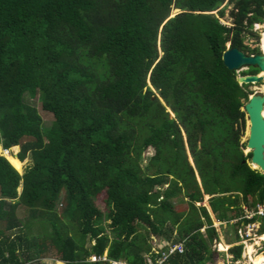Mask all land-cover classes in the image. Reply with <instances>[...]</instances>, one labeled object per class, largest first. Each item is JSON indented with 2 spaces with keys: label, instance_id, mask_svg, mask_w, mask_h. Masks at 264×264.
<instances>
[{
  "label": "trees",
  "instance_id": "trees-1",
  "mask_svg": "<svg viewBox=\"0 0 264 264\" xmlns=\"http://www.w3.org/2000/svg\"><path fill=\"white\" fill-rule=\"evenodd\" d=\"M227 5L230 26L220 21ZM256 23L264 0H0V264H53L42 261L49 241L64 264H147L151 236L183 242L171 264H205L218 239L207 207L196 205L205 195L238 240L242 205L264 202V174L239 141L248 84L221 56L227 42L260 53L244 42ZM78 49L100 54L107 76ZM25 95L50 114L48 127ZM110 104L138 128H123ZM86 188L105 193L107 233ZM177 197L186 211L174 209ZM159 210L174 224L157 220ZM36 224L41 233L30 234ZM228 250L235 261L242 246Z\"/></svg>",
  "mask_w": 264,
  "mask_h": 264
},
{
  "label": "rangeland",
  "instance_id": "rangeland-1",
  "mask_svg": "<svg viewBox=\"0 0 264 264\" xmlns=\"http://www.w3.org/2000/svg\"><path fill=\"white\" fill-rule=\"evenodd\" d=\"M225 4H226V1L222 4V6ZM231 6L232 5H227L224 16L220 17V21L222 23H224L225 25H228V26H230L231 22H232V19L229 15V10H230ZM177 12H178V9L173 8L171 11V16H173ZM214 13H216V11H214ZM252 31L254 32V35L249 34V33L245 35V40H244L245 44H247L250 48L257 47L260 51H262L264 53V23L254 24ZM229 45H230V43L227 42L226 47H228ZM84 54H85V58L86 57L91 58V61H88V64L94 72H96L98 74L101 73L100 75H103V76H100L101 78H104L105 76H107V74L102 72L101 69L96 68V64L98 63L97 59L101 58L100 54L96 53L92 49H78L76 57L81 59L80 57L83 56ZM247 70H248V68H242L237 72V78H239V82H238L239 84H241V81L244 78V75H241V73L245 72ZM100 82H102V81H99L98 83H100ZM247 84L248 85L245 86V89H246V91L248 90V92H250V95H252L254 93L264 94V80H262L259 83L252 82V83H247ZM99 86H96V88L92 87L89 89L91 96L95 101L97 100V95L99 92ZM25 100L27 102L32 103L37 108L39 114L41 115V117L43 119V127H48L49 124L51 123L50 114L40 110L39 102L36 98H31V97H28L27 95H25ZM110 106H111V109L115 112V115L117 116V118L120 121V124L123 128H128V129H132V130H135L138 128V120L136 118L129 117L123 109H119L118 107H115L114 105H111V104H110ZM170 116L173 117V114L170 113ZM247 124L249 125V123L246 122V115H245L244 125H243L242 131L240 133V138H239L240 144H242V146H243L242 149H243L244 156H246L250 152V150H248L245 146V140H246L245 137H246V133H247L246 130L248 128ZM16 146H17L16 152L18 154V152L20 150V146L19 145H16ZM8 151L11 154V157L16 155V154L12 153L10 148L8 149ZM0 153L2 155H4V152L1 148V146H0ZM152 153H153L152 148H149L144 152L143 160L141 161L142 166H144L146 164L148 158L150 157V155ZM248 160H249V158L247 157L246 161H248ZM188 161L190 162L191 165H193L192 158L190 156H188ZM22 162H23V165L21 167V171L19 172L20 174H22L24 169L29 164H31V160H30L29 156H27L24 160H22ZM250 167H251V165H250ZM195 175H196L197 181L200 182L198 174H195ZM86 190H87V194L89 196L91 203L95 207H97V209L101 213L98 225L104 230L105 233H107V231H108L107 230V223H108L107 214H108V210H109L108 207L109 206H108V202L106 201L105 193L101 190H91L89 188H86ZM20 191H21V186L18 187V193H20ZM61 197L62 198L64 197L63 193L61 194ZM207 198H208V196L205 195L202 203L197 202L196 205H200V204L207 205ZM172 202L174 204V209L176 211H186L187 210L188 205L182 199V197H177V198L173 199ZM61 209H62V205L58 203L56 205V211L58 212V215H60V218H62ZM16 215L18 217H20L21 219L25 218L28 215L27 207L20 203L16 209ZM167 215L168 214H164L159 210V212H157L156 216H154V217L158 218L157 220L162 221L168 225L174 224V221H175L174 217H172V215H169V216H167ZM218 225L219 224H215V228L218 232L219 237L217 240L212 241V243L210 245L211 249L213 250L212 258L210 260L205 261V264H259L260 261L264 262V233L259 237V239L256 242V246L261 247L260 250L258 248H256V251H255V245L254 244H248L246 246L245 255L241 252L240 257L237 260L232 261V254L228 250L229 244H227V241L234 238L233 237V235H234L233 229L231 226H226L223 228V227L218 226ZM70 230H71V227H70ZM29 231H30V234H40L41 233V226L37 225V224L33 225ZM220 235H223V241L220 239ZM151 238H152L151 239L152 241L156 240V242L160 243V244H163L165 242L164 240L157 241V239H155L152 236H151ZM223 242H226L227 246H225L223 244ZM46 244H47V246H49L48 247L49 250L47 252L48 257H44L42 259V261H45L47 263H53V264H64V262H62V261H56L55 260L57 252H58V247L52 245L50 241L46 242ZM86 246H88V243L86 244Z\"/></svg>",
  "mask_w": 264,
  "mask_h": 264
},
{
  "label": "water",
  "instance_id": "water-1",
  "mask_svg": "<svg viewBox=\"0 0 264 264\" xmlns=\"http://www.w3.org/2000/svg\"><path fill=\"white\" fill-rule=\"evenodd\" d=\"M222 62L230 70L236 73L242 68L256 67L257 74H246L242 83L260 82L264 79L259 75L264 71V54L262 51L258 54H248L237 47L228 46L222 52ZM239 82L238 78L236 79ZM264 106V94L254 93L244 102L242 110L248 121V135L245 140V146L250 148V157L247 161L253 169H257L264 174V116L262 109ZM246 161V160H245ZM254 165V166H253ZM189 264H195L192 258H188Z\"/></svg>",
  "mask_w": 264,
  "mask_h": 264
},
{
  "label": "built area",
  "instance_id": "built-area-1",
  "mask_svg": "<svg viewBox=\"0 0 264 264\" xmlns=\"http://www.w3.org/2000/svg\"><path fill=\"white\" fill-rule=\"evenodd\" d=\"M238 219L241 221L237 228V235L239 238L237 244L242 246V251L246 250V246L248 244H254L255 251L256 248L260 250L261 247L256 246V242L263 234V232H260L259 230L261 222L264 219V202L257 204L254 207L242 205V214ZM236 220L237 219H234L232 221ZM245 220H247V222ZM221 223L223 222H218L216 224ZM213 226H215V224H213ZM201 230H203V228ZM183 252V242L165 241L163 244H160L155 240L150 252L143 254V257L145 258L147 264H171L169 262L170 257ZM91 258L94 260L95 257L92 256ZM113 264H117V262H113Z\"/></svg>",
  "mask_w": 264,
  "mask_h": 264
},
{
  "label": "crops",
  "instance_id": "crops-1",
  "mask_svg": "<svg viewBox=\"0 0 264 264\" xmlns=\"http://www.w3.org/2000/svg\"><path fill=\"white\" fill-rule=\"evenodd\" d=\"M206 207H207V209H208V211H209V213H210V216H211V218H212V223L213 224H216L217 222H220V221H217L215 218H214V215H213V213L211 212V210H210V208H209V206H208V204L207 205H205ZM231 222H233V221H231ZM218 226H221V227H226V223L225 222H223V223H221V224H219ZM234 236V235H233ZM218 237H219V235H218ZM220 239L223 241V235H220ZM239 240V239H238ZM238 240L237 239H231V240H228L227 241V244H229L228 246L230 247V246H232V245H236L237 244V242H238ZM220 244V243H219ZM218 244V245H219ZM223 244L225 245V246H227V244H226V242H223ZM241 252L245 255V250H241Z\"/></svg>",
  "mask_w": 264,
  "mask_h": 264
},
{
  "label": "bare ground",
  "instance_id": "bare-ground-1",
  "mask_svg": "<svg viewBox=\"0 0 264 264\" xmlns=\"http://www.w3.org/2000/svg\"><path fill=\"white\" fill-rule=\"evenodd\" d=\"M260 73H261L262 75H264V71H261ZM262 115L264 116V106H263V109H262ZM247 122H248V121H247ZM247 125H248V124H247ZM246 132H247V133H246V137H247V135H248V128H247ZM246 137H245V138H246ZM246 148H247V147H246ZM247 149L250 150V148H247ZM249 153H250V152H249ZM253 166H254V165H253Z\"/></svg>",
  "mask_w": 264,
  "mask_h": 264
},
{
  "label": "clouds",
  "instance_id": "clouds-1",
  "mask_svg": "<svg viewBox=\"0 0 264 264\" xmlns=\"http://www.w3.org/2000/svg\"><path fill=\"white\" fill-rule=\"evenodd\" d=\"M2 150H5V149H2ZM8 150V149H7ZM4 156V155H3ZM218 221V220H217ZM212 226H213V223H212ZM213 227H215V226H213ZM239 239V238H238Z\"/></svg>",
  "mask_w": 264,
  "mask_h": 264
}]
</instances>
